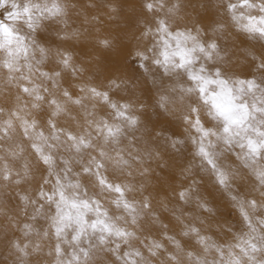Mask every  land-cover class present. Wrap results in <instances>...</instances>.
Here are the masks:
<instances>
[{"label":"clouds","instance_id":"9594fccd","mask_svg":"<svg viewBox=\"0 0 264 264\" xmlns=\"http://www.w3.org/2000/svg\"><path fill=\"white\" fill-rule=\"evenodd\" d=\"M25 7L0 37V264H264V0Z\"/></svg>","mask_w":264,"mask_h":264},{"label":"snow or ice","instance_id":"6c2138e0","mask_svg":"<svg viewBox=\"0 0 264 264\" xmlns=\"http://www.w3.org/2000/svg\"><path fill=\"white\" fill-rule=\"evenodd\" d=\"M150 7V5H149ZM59 11V9L57 8V12ZM23 12L24 13H30V9L25 7L23 8ZM17 15V14H16ZM0 37L3 38V43H14L16 42L17 38L16 36H14L13 34V30L5 27L4 25H0ZM181 59L183 60V57H181ZM70 62V57L65 56V58L63 59V63L65 64V66H68ZM208 82H205V86L201 87V92H203L206 88V84ZM250 87H254V83L250 82L249 83ZM25 92L28 91L27 88L24 89ZM37 99H40V97H37ZM214 106L218 109L219 113L223 116H225L226 119H229L232 123H239L241 120V117L239 115H236V108L237 106L234 105L233 103H231L230 100H214ZM246 111V109H245ZM250 149L251 151L255 152L259 145H257L255 142L250 141ZM203 151V149H202ZM45 162H47L50 158L47 155H42L41 157ZM60 229H57V233L59 234ZM57 251H59V249H57Z\"/></svg>","mask_w":264,"mask_h":264},{"label":"rangeland","instance_id":"374dc122","mask_svg":"<svg viewBox=\"0 0 264 264\" xmlns=\"http://www.w3.org/2000/svg\"><path fill=\"white\" fill-rule=\"evenodd\" d=\"M23 9L20 7V11ZM0 25H4L5 27H8L13 30L14 36L18 35L14 29L17 25L23 24L27 28V23L29 22L27 18H23L21 13H17L18 18H13L10 16L5 10L0 11ZM16 19V20H15ZM25 21V22H24ZM36 25V24H35ZM16 32V33H15Z\"/></svg>","mask_w":264,"mask_h":264},{"label":"bare ground","instance_id":"6f19581e","mask_svg":"<svg viewBox=\"0 0 264 264\" xmlns=\"http://www.w3.org/2000/svg\"><path fill=\"white\" fill-rule=\"evenodd\" d=\"M16 3H17V8L15 9H11L10 11H6L10 16L12 12H15L16 14L17 13H21L22 17L23 18H27L29 22H31L32 19H35V13L31 12L30 13H24L23 10L20 11V7L23 9L24 8V5L28 3V0H16ZM3 9H0V11H2ZM1 14V13H0ZM13 17V16H12ZM31 18V19H30ZM16 20V19H15ZM25 22V21H24ZM26 27V26H25ZM34 28L37 27V25H33ZM16 28V27H15ZM26 30L28 31H31V29H27ZM16 33V32H15Z\"/></svg>","mask_w":264,"mask_h":264}]
</instances>
